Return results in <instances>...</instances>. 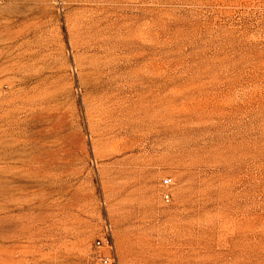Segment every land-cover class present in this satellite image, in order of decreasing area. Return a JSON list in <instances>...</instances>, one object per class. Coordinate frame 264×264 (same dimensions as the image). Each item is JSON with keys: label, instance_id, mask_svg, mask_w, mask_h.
Returning <instances> with one entry per match:
<instances>
[{"label": "rangeland", "instance_id": "374dc122", "mask_svg": "<svg viewBox=\"0 0 264 264\" xmlns=\"http://www.w3.org/2000/svg\"><path fill=\"white\" fill-rule=\"evenodd\" d=\"M103 256L264 264V0H0V264Z\"/></svg>", "mask_w": 264, "mask_h": 264}, {"label": "built area", "instance_id": "2783aa9c", "mask_svg": "<svg viewBox=\"0 0 264 264\" xmlns=\"http://www.w3.org/2000/svg\"><path fill=\"white\" fill-rule=\"evenodd\" d=\"M171 181H172L171 178H165L164 179V182L167 183V184L171 183ZM107 242H108V240H107ZM101 243H102L101 240L97 241L98 245H101ZM101 259H102V262L104 264H110L112 262V258L110 256H103Z\"/></svg>", "mask_w": 264, "mask_h": 264}]
</instances>
